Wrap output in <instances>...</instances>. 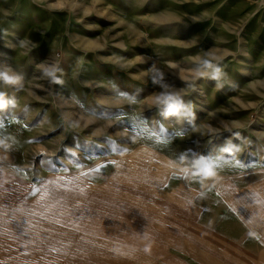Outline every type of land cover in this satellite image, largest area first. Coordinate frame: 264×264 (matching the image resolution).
<instances>
[{"label":"rangeland","instance_id":"obj_1","mask_svg":"<svg viewBox=\"0 0 264 264\" xmlns=\"http://www.w3.org/2000/svg\"><path fill=\"white\" fill-rule=\"evenodd\" d=\"M0 73L61 264H264V0H0Z\"/></svg>","mask_w":264,"mask_h":264},{"label":"crops","instance_id":"obj_2","mask_svg":"<svg viewBox=\"0 0 264 264\" xmlns=\"http://www.w3.org/2000/svg\"><path fill=\"white\" fill-rule=\"evenodd\" d=\"M0 189L8 191L0 193V264H61L58 261L61 249L54 245L57 238H48V231L52 230L46 226L47 217H41L29 209L17 208L14 204L15 208L12 209L11 185ZM227 211L236 213L234 208ZM33 223L36 229H33ZM36 232L42 235L37 237Z\"/></svg>","mask_w":264,"mask_h":264},{"label":"clouds","instance_id":"obj_3","mask_svg":"<svg viewBox=\"0 0 264 264\" xmlns=\"http://www.w3.org/2000/svg\"><path fill=\"white\" fill-rule=\"evenodd\" d=\"M46 74L52 76L55 80V69H46ZM0 78H3L7 83H13L14 79L12 77L7 76L6 74L0 73ZM59 82V81H56ZM165 103L168 104V114L175 115L179 114V107L174 104V102L168 100L167 98L164 99ZM4 106V100L2 94H0V107Z\"/></svg>","mask_w":264,"mask_h":264}]
</instances>
